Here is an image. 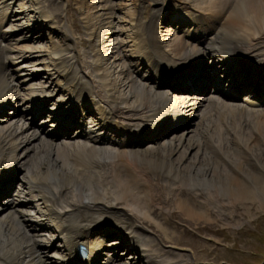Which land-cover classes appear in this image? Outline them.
Wrapping results in <instances>:
<instances>
[{
	"label": "bare ground",
	"instance_id": "obj_1",
	"mask_svg": "<svg viewBox=\"0 0 264 264\" xmlns=\"http://www.w3.org/2000/svg\"><path fill=\"white\" fill-rule=\"evenodd\" d=\"M174 1L179 7L178 11L182 10L179 13L180 17L178 20L190 22L182 25L174 24L173 30H180L186 33H189L190 30V35L199 39L201 37L197 32L203 33L214 22H216V25L218 23L215 37L213 38V45L197 47L196 56L200 64H205L208 61L211 64L218 62V68L222 67L225 71H229V69L233 71V60L237 57L238 50L242 47H253L256 52L264 49V0H200L202 2L201 6L205 5V10L199 8L206 13V24L204 27L193 24L192 20L189 19L190 12L186 10L187 8H194L190 3L197 1L186 0L190 3L185 0ZM14 3H16V0ZM41 3L49 10L50 21H58L60 19L61 11L58 7L60 5L58 0H43ZM31 4L29 3V5ZM160 4V0H138L135 14L132 15L134 16L132 19L134 26L138 28L136 32L139 34L135 52L142 46L150 45V55L154 64L159 65L164 60L171 67H176L183 63L181 58H193L196 56L182 55L180 49H183V46H190L174 34H170L164 44L158 43L157 40L154 42L151 39L150 29L156 21L155 10ZM198 4L201 3L198 1ZM84 5L82 3L81 7ZM79 9L74 8L68 0L64 14L65 23L77 34L79 30L72 17ZM12 13L18 14L16 12ZM19 15L27 18L29 14L26 11ZM172 16V14L169 15V17ZM176 16L178 17V15ZM99 21H96L90 30L93 29L96 32L97 29L103 30ZM11 28L13 29L12 26L9 29ZM40 29V25L35 28V30ZM27 30L30 32L29 27ZM65 32L67 33V31ZM121 33L120 30L117 35H121ZM52 35L54 38H59L60 41L67 40V38L65 39L62 36L56 37L55 32ZM2 36L0 35V108L6 102L11 104L13 99L18 96L19 89L23 87L13 79L10 71L4 69L6 59H10L15 54L12 53L11 47L5 43ZM34 37L37 38L36 35ZM40 39L37 38L34 42H39ZM107 42H110L108 38L105 40L103 37V45ZM44 46H36L34 48H32L33 46L30 48L28 46L26 49L29 52L48 54ZM111 49H114V47ZM27 51H23V55H29ZM144 51H147V49H144ZM114 58L117 59L116 67L120 66V69H117V74H115V80H107L101 77L99 84L89 88V91L97 98L106 99V97H109L111 99L109 108L112 112L136 122L133 118L136 112H142L146 109L155 110L160 105L165 109V103L171 105L179 102L173 94H169L167 91L157 90L154 93L151 85L147 86L143 78L135 75L138 70L137 66L141 65V62L137 66L132 67V62L127 61L121 50L114 52ZM63 59L65 57L51 58L50 60L56 68L54 70L62 79H73L75 76L74 70H68L69 68H67L65 73L60 69V66L64 63ZM246 60V58L243 59L245 62ZM81 62L83 65L88 64L83 60ZM76 63H78L77 59ZM168 65H165V67H169ZM105 67L107 66L105 65ZM156 70L158 71V69ZM97 71L99 72V70ZM38 72L39 70L35 69L33 74ZM236 72L235 70L225 76H230V80L234 83L235 78L239 79V77H235ZM33 74L30 77L34 82L38 78L42 80V77L36 78ZM104 75L106 74L104 73ZM75 79L76 83L83 84L80 79ZM24 80L25 78L21 79V81ZM227 82L231 83L228 78ZM246 82H248L247 79ZM243 84L244 81L240 79V85ZM29 85L33 86L35 83ZM84 85H86L85 82ZM256 85L263 87L264 80H256ZM73 90L81 94L86 90V87H74ZM28 100H33V95H29ZM133 104L138 105L130 108L129 105ZM182 105V103H179V106L174 109ZM213 108L217 107L212 105L210 113ZM259 112L252 113L246 110L243 111V109L233 108L224 111L222 117L215 115L223 119V122L220 123L221 128L217 132H215V128L213 129L216 134L213 132V135L210 133L211 135L209 136L206 130L207 126L199 119L194 124V127H190L185 134L181 133L167 139L173 140V144H160L155 147L147 146L140 150L120 148V151L97 147L95 145L97 142L96 138H93V142L89 143L90 147L80 143L77 140L78 137L73 138L67 144H61V147H59L47 143V141L44 142L42 136L40 134L36 135L33 131L28 135V133L24 132V124H18L16 121L6 122L3 126H0V155L13 154L16 155V160L18 156H21L24 151L29 149L25 148L18 154L17 152L22 145L29 143L32 139H36L37 143L32 145V152L25 153V157L21 158L17 164L18 170L23 169L19 180L20 191H15L20 196L14 197L13 205H10L8 198H5L1 204L4 206L8 204L9 207L6 211L0 213V264H42L41 259L48 244L47 240H44L45 228L52 232L54 231V234L56 233V237L60 240L65 239L60 246L61 259H64L60 264L72 262L78 246L86 249V259L83 262L85 264H93L92 260L95 259L93 254L99 248V245L93 242L96 239L94 237L98 235L102 236V238L113 236L108 231L102 234L99 228L96 227L98 221L113 219V223L119 229L120 234L130 237L129 240L131 241H133L134 237L145 242L146 236L142 234L145 229L140 222L142 220L159 226L153 217L154 214L156 216L155 211L159 212V217L163 223L172 214L171 211L175 207L187 220H209L206 216L209 217V203L213 201L211 200L213 196L208 194L209 191L215 196L220 194L224 202L220 201L219 204L221 205L219 206L223 209L227 208L229 210L235 204L244 205L256 200L262 201L264 206V109ZM189 113L192 114V111L190 110ZM117 122L120 121H116L114 124ZM99 125L102 131L107 133V124L104 119H101ZM118 128L122 130L121 132L125 139L129 131H134V135L136 134L135 130H137V134L139 132V125L135 123L132 125L112 126V129ZM23 134H25V137H22ZM197 139L199 144L195 145V143H198L196 142ZM35 156L38 159H33ZM111 158L118 159L116 166L117 169L121 168L123 170V174L117 171L113 176L112 174L115 170L112 173L109 170L105 172V169H107L103 168L106 164L105 162H110ZM211 159H224V163L229 165H231L232 160L227 159H235L238 165L234 160L233 164L235 166L233 170L228 171L222 167L220 168L218 161H211ZM136 161H142L144 167ZM6 167L8 165L5 164V159H0V175ZM98 169L105 170L104 175ZM161 177L172 180L170 188L159 184L158 179ZM212 182H216L217 187H213L212 190L207 189L206 186L208 184L212 185ZM220 182L223 185L226 184V195L222 192ZM184 187L189 191L192 202L188 201L189 199H178V194L180 193L178 191ZM2 192L3 188L1 187L0 195ZM198 198H201V200L198 201ZM216 198L215 200H217ZM195 205L199 207L195 208ZM17 206H21L20 208L27 207L30 210H15ZM115 208H118V211H115ZM2 209L4 207L0 206V211ZM32 210L39 216L35 215ZM30 211L33 214L31 219H39L46 224L26 223L30 231L33 232L29 233V237H27L21 234L20 225L16 218L19 213L24 215V213ZM41 228H43V231H39ZM161 231L166 236V230L161 229ZM129 240L124 243L126 245L124 249L132 253L124 259V264L182 263V260L179 262L177 258L176 260L178 261H172V258L169 259L170 257L161 262H155L154 257L159 255L161 248L155 250L152 245L147 244L146 249L137 250L134 243ZM146 241L150 242L148 239ZM150 243L152 244V242ZM110 245L123 246V244L117 242H112ZM143 250L146 252L141 257L139 253ZM179 258L182 257L179 256ZM134 260L136 261L135 263H133ZM43 262H46L45 264H53L48 259Z\"/></svg>",
	"mask_w": 264,
	"mask_h": 264
},
{
	"label": "rangeland",
	"instance_id": "obj_2",
	"mask_svg": "<svg viewBox=\"0 0 264 264\" xmlns=\"http://www.w3.org/2000/svg\"><path fill=\"white\" fill-rule=\"evenodd\" d=\"M14 1L15 0H0V11H2L7 5H10V8H14L13 11L15 10L18 13V15H16L17 19H14L15 21L11 19L13 20L11 22V24L13 25L8 26V29L5 28V30H9L11 26L13 27V29L23 27L24 30H22L23 33L20 36L21 39H23L24 36V38L32 37L34 38V40H37V38H41L39 42L34 43L23 41L20 47H18L19 49H26L28 48V46L29 48L32 46V48H34L36 46L43 47L45 45L44 47H46L48 54L41 52L34 53L30 51L31 55H33L32 58H30V64L33 68L39 70V72H41V70L44 71L45 75L42 76L43 81H46L48 79V73L56 72V70H54L56 68L52 65L50 59H57L59 57H65V59H63L64 63L62 64V68L64 69H67L68 65L74 66L73 63L74 59L76 58L78 60V63H76L78 68L81 69V73H83L86 81L90 82V85H97L96 83L99 82L98 78L100 77H103L107 80H115V74H117L120 66L116 67L117 59L114 58V52H117V50L119 51L122 47H124L120 44H123L125 41H129L128 36L132 28L129 19L131 17L133 19V10V14H135L136 7L134 8V6L136 4V0H69L70 4L74 8H80L77 11L78 13H74L72 17L73 21H75L78 27V34L73 32L69 25L64 21L65 7H67L68 5V0H58V3H60L58 7L61 11L59 20L61 22L59 20V22L49 20V10L45 7L44 4L42 5L41 2L43 0H16V3H14ZM195 1L197 2H192L193 6L196 5L197 7H202V2L200 0ZM198 1L201 4H198ZM81 2L85 4L82 7ZM29 3L31 5H29ZM19 6L22 8L20 9ZM173 6V12H175V15H179L181 11H178L179 7H177L178 5L175 4V1ZM160 7L162 8L161 4ZM26 11L27 14H29L27 18L26 16L25 18H23L22 15H19ZM98 18L100 21L98 20ZM96 21L100 22V27L103 28V30L97 29V32L93 29L90 30V28H93V25ZM39 23L42 25L44 24V26H41L40 30H35V28L38 27ZM24 24L27 26H25ZM28 27L31 33L27 30ZM13 29L11 28V30ZM120 30L122 32L121 35H117L118 31ZM65 31H67V33ZM54 32L56 34V37L62 36L65 37V39L67 38V40L60 41L59 38H54L52 35L54 34ZM35 35L37 36V38L34 37ZM99 36L100 38H98ZM103 37L105 40L108 38V41H110L104 44L105 46L102 43ZM52 46L54 47V49ZM113 47L114 49H111ZM125 49L127 48H123V51ZM26 57H29L28 54L26 55ZM81 60L85 61L86 64H88L83 65ZM105 65L107 67H105ZM77 66H74V70L78 72ZM113 66H115V68H113ZM68 70H71V68H69ZM97 70H99V72ZM103 72L106 75H104ZM89 75L91 76L89 77ZM52 78L51 75H49V79ZM91 81L94 83H92ZM221 110L222 109H220L219 111ZM214 116L215 115H212L210 119L206 121V128L209 134H212L214 132V128L215 132H217V130L221 128L220 123L222 118L220 116ZM214 126L218 127L216 128ZM196 142H198V139L196 140ZM35 158L36 156L33 159ZM220 160L211 159V161H218L220 168L222 167L228 171L233 170V167L235 166L233 164V161L235 159H227L232 160L231 165H229L228 163H224V159ZM235 161L238 165L237 160ZM136 162L140 165H143L142 161ZM113 165L114 166H110L109 168L105 169L106 171H102L100 169L98 170L101 171H99L100 173L103 172L102 175H104V171L107 172L108 170L110 173H112L114 172V170H117V166L115 164ZM234 172L236 171L234 170ZM158 180L159 184L166 185L169 188L172 184V180L168 178L164 180V178L161 177ZM216 185V182H212V185L208 184L206 188L212 190L213 187H217ZM220 186H222L223 194L226 195V184L223 185V183L220 182ZM178 193H176L178 194V199H189L188 201L192 202L191 196L186 187L180 188ZM208 194L210 196H213V199H211L213 201L211 202L210 200L211 203H209L210 213L209 217L206 216V218L209 219L207 221L187 220L178 210L175 209L176 207L171 211L172 214L167 217L168 219L165 221V223L161 221L159 212L155 211L156 216L154 214L153 217L155 218L154 220L159 224V226L154 223L151 224L141 220L140 223H142V227L145 229V233L143 234L146 236V243L144 241H141L144 242L143 245L145 247L147 244L152 245L155 250H159L161 248L163 251H166H159V255L154 257L155 261L161 262L164 259L166 260L170 257L169 259L172 258V261H175L177 258L179 262L180 260H182L181 264H264V206L262 204V201L256 200L255 202L245 203L244 205L235 204L234 206L230 207L229 210H227V208L223 209L221 208V206H219L221 205L219 204L220 201L224 202L220 194L215 196V194H213L211 191H209ZM215 197H217V200H215ZM200 200L201 198H198V201ZM215 204H217V206H215ZM198 207L199 206L195 205V208ZM161 229L166 230V236H164V233L161 231ZM146 239L152 242V244L150 242H147ZM180 255L182 258H179Z\"/></svg>",
	"mask_w": 264,
	"mask_h": 264
}]
</instances>
